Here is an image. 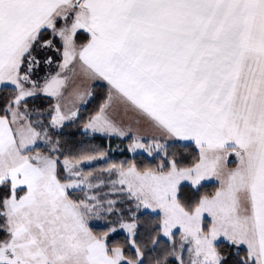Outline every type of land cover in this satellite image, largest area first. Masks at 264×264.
<instances>
[{
  "label": "snow or ice",
  "instance_id": "6c2138e0",
  "mask_svg": "<svg viewBox=\"0 0 264 264\" xmlns=\"http://www.w3.org/2000/svg\"><path fill=\"white\" fill-rule=\"evenodd\" d=\"M0 264H264V0H0Z\"/></svg>",
  "mask_w": 264,
  "mask_h": 264
},
{
  "label": "rangeland",
  "instance_id": "374dc122",
  "mask_svg": "<svg viewBox=\"0 0 264 264\" xmlns=\"http://www.w3.org/2000/svg\"><path fill=\"white\" fill-rule=\"evenodd\" d=\"M115 143V142H114Z\"/></svg>",
  "mask_w": 264,
  "mask_h": 264
}]
</instances>
